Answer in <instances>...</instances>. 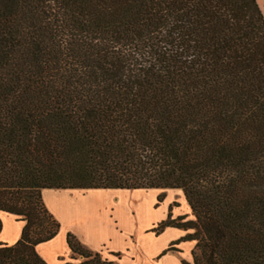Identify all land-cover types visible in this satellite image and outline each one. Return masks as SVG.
Wrapping results in <instances>:
<instances>
[{
    "label": "trees",
    "instance_id": "16d2710c",
    "mask_svg": "<svg viewBox=\"0 0 264 264\" xmlns=\"http://www.w3.org/2000/svg\"><path fill=\"white\" fill-rule=\"evenodd\" d=\"M44 189L182 190L195 220L155 232L192 229V264H264L257 0H0V211L25 223L0 264H48Z\"/></svg>",
    "mask_w": 264,
    "mask_h": 264
},
{
    "label": "crops",
    "instance_id": "0c3cea01",
    "mask_svg": "<svg viewBox=\"0 0 264 264\" xmlns=\"http://www.w3.org/2000/svg\"><path fill=\"white\" fill-rule=\"evenodd\" d=\"M167 190H143L152 198L147 204H141L134 199V192L125 189H44L43 202L60 223L61 231L59 230L54 239L38 245L37 253L48 264L70 262L71 251L67 244V234L72 233L91 251L100 253L102 256L106 253L111 256L109 260L118 261L120 264H181L183 261L192 264V251L195 249L196 241L185 239L187 235L194 232L192 229L166 227L159 233L154 231L162 222L167 221L169 216L171 220L186 217L185 221H192L190 217L193 213L185 196L184 201L189 212L180 210L182 202L179 206L174 205L173 192L172 195L165 196L161 202H159V196L148 193ZM50 201L54 202V206L57 203L58 207H53ZM89 203L96 204L95 219H90L89 223L84 225L82 232L76 227H69L63 231L62 223L67 219L75 218L72 209ZM146 205L152 211L153 217L148 224L144 220L140 228L137 214ZM129 214L134 220L127 221ZM0 219L3 224L0 244H15L21 237L25 223L2 211H0ZM171 246L174 249L163 255Z\"/></svg>",
    "mask_w": 264,
    "mask_h": 264
},
{
    "label": "rangeland",
    "instance_id": "374dc122",
    "mask_svg": "<svg viewBox=\"0 0 264 264\" xmlns=\"http://www.w3.org/2000/svg\"><path fill=\"white\" fill-rule=\"evenodd\" d=\"M257 3L259 4L261 10H262V13L264 15V0H257ZM167 190V189H166ZM129 192H134L133 193V196H134V199L136 201H140L141 204L143 203H146L152 198L151 196L145 194L143 190L141 191H129ZM174 193V196H173V200H174V205L175 206H179L180 202H182V208L180 210H183L185 212H189V208L188 206H186L185 204V201H184V193L182 190H167L166 192H161V191H149L148 193H151V194H155L157 196H159V199H163L165 196H169L170 194L172 195ZM129 194V193H127ZM172 198V197H171ZM158 199V197L156 198ZM51 205L54 203H52L50 201ZM53 207L57 208V203H55V206L53 204ZM96 204H93V203H89L83 207H79V208H74L72 209L74 215H75V218H71V219H67L66 222H63L62 223V230L65 231L67 228L69 227H76L79 231L82 232V229H84V225L86 226L87 223H89L88 221L90 219H95V217L97 216V211H96ZM178 210V211H180ZM137 217L140 221V228L141 226L143 225V221L146 220L147 224L150 222V220H152V217H153V214H152V211L149 209V206L146 205L145 207H143L141 209V211L138 212L137 214ZM191 220H195V217L192 216L190 217ZM131 220H134L132 218V215L129 214V216H127V221H131ZM2 221V220H1ZM142 224V225H141ZM146 224V225H147ZM8 229V228H7ZM61 231V230H60ZM85 231V230H84ZM7 232V230H6ZM85 248H87L88 250H90L88 247H86L83 243H81ZM103 257L104 258H111V256L107 255L106 253L103 254ZM70 259L72 258V254L71 256L69 257Z\"/></svg>",
    "mask_w": 264,
    "mask_h": 264
}]
</instances>
